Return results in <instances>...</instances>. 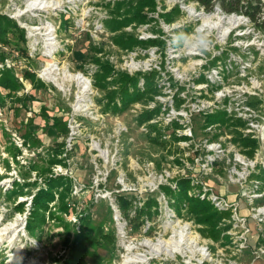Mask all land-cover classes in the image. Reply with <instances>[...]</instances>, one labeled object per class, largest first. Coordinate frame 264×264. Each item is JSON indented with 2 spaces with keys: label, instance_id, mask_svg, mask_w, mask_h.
Listing matches in <instances>:
<instances>
[{
  "label": "rangeland",
  "instance_id": "rangeland-1",
  "mask_svg": "<svg viewBox=\"0 0 264 264\" xmlns=\"http://www.w3.org/2000/svg\"><path fill=\"white\" fill-rule=\"evenodd\" d=\"M35 1L0 0V16L24 30L27 40L21 42L14 31L8 35L11 45L0 44L7 67L14 68L23 85L13 100L6 98V105H0V231L16 220L20 227L12 240L0 242L2 260L63 264L78 214H84L92 229L103 226L105 234L115 236V248L106 240L98 248L104 264H124L131 248L135 254H151L146 264H264V183L257 178L264 169V32L243 14L226 15L217 4L221 11L207 12L194 0H155L156 10L143 12L146 24L133 22L118 33H111L106 21L114 17L117 3L137 0H46L54 10L33 7ZM177 6L182 17L167 23L163 15ZM233 16L238 23L232 28L228 20ZM259 17L264 20V9ZM199 26L213 29L215 43L207 53L176 50L169 44L173 32H192ZM118 35L142 43L124 49L114 43ZM149 41L157 43L147 45ZM97 59L117 73L141 76L139 87L145 84L142 76L156 71L160 92L119 114L106 111L108 92L95 83ZM131 60L137 72L128 70ZM55 68L52 76L47 74ZM26 71L35 73L45 87L34 89L23 79ZM79 74L92 90L85 92V84L81 88ZM27 96L31 99L24 104L18 101ZM145 114L153 117L140 124ZM212 115L217 122H209ZM57 117L67 123L68 137H60L53 126ZM223 117L230 124L242 120L245 126L237 128L238 133L256 141L257 148L234 142L226 124L218 121ZM250 150L253 157L246 152ZM59 176L72 181L69 194L62 202L56 192L46 221L29 229L34 197L48 188V179ZM179 180H190L191 196L201 199L205 194L201 200L210 203H216L210 200L213 196L221 197L229 205L212 203L228 214L219 226L227 238H205L202 226L186 210L181 217L176 214L170 206L174 199L162 188L177 190ZM18 186L23 194L11 195ZM121 197L132 203L129 219ZM149 199L158 201V215L136 218V209ZM64 205L70 206L69 212ZM184 227L198 238L201 252L192 247L180 255L150 252V244L161 240L176 250ZM87 263L95 264L91 258Z\"/></svg>",
  "mask_w": 264,
  "mask_h": 264
},
{
  "label": "trees",
  "instance_id": "trees-1",
  "mask_svg": "<svg viewBox=\"0 0 264 264\" xmlns=\"http://www.w3.org/2000/svg\"><path fill=\"white\" fill-rule=\"evenodd\" d=\"M194 1L204 7L207 12H213L216 9L215 6L220 5L222 12L226 15L243 14L248 17L250 21L254 23L262 32H264V20L262 17H259L264 9L262 0ZM123 7H126L124 12H122ZM145 8L156 10L157 2L155 0H137L132 3H127L126 1L117 3L113 12L114 17L106 21L108 29L111 33H118L123 28L132 25L133 22H136L139 25L146 24L147 18L143 14ZM182 15L180 7L177 6L169 13L163 15V17L167 23L171 24L176 20H179ZM14 31H18L20 33L19 40L21 42L27 41L24 30H21L16 23L7 17L0 16V44H5L7 46L11 45L8 40V35ZM114 43L121 48L127 49L140 45L142 42L132 36L125 37V35H118L115 37ZM146 43L147 45H154L157 42L149 41ZM96 61L100 64V71L96 74V87L100 90H106L108 92L106 95L108 99L106 111L119 114L126 111L130 105L136 102H148V100H152L160 92L161 88L158 87L155 80L157 75L156 71H152L148 73V75L145 74L142 76L145 79V84L143 88H140L139 79L141 76L137 75L135 77H131L127 73H117L114 71V68L110 63H103L100 59H97ZM0 62L3 67L0 71V105L4 107L6 105V98L13 100L16 94L23 89V85L20 82L19 77H17L14 68L7 67L6 55L4 52H0ZM111 77L112 80L108 81V78ZM23 79L30 81L33 84L34 89L40 90L45 87V84L37 78V75L30 71H26L24 73ZM113 86L116 88L110 90L109 88ZM26 99H31V97L27 96L23 99H19L18 101L24 104V100ZM117 99H119L120 102L116 101ZM152 117L153 114H145L138 120L140 124H143L148 122ZM46 118L49 122V117ZM209 118L210 123L217 122L216 116L212 115ZM218 121L226 124L225 127L230 130V134L233 135L234 142L238 143L243 148L246 147L251 150L257 148L258 144L256 141L245 139L242 134H239L240 132L237 128L245 126V123L242 120H234V122L230 124L228 119L223 117ZM53 126L58 129L60 137H68L69 129L67 127V123L63 122L61 118H53ZM26 136H28V134ZM65 143L66 142L64 141L59 144V148L61 150L65 147ZM251 150L246 152L249 156L251 155V157H253ZM56 152L60 151L58 150ZM257 178L260 182L264 183V169L257 176ZM46 184L48 188L46 190L39 191V193L34 197L31 208V217L28 222L29 229L46 221V212H49L51 202L55 201L56 192L60 193V199L63 202V199L66 194H69L72 187V181L68 177L64 176L51 177L46 181ZM177 188V190H173L168 186L162 188L167 195L174 199L173 203H170V206L174 208L176 214L181 217L183 216V210H186L187 214L192 217L195 223L202 226L200 232L205 236V238L212 239L215 242H219L227 238L222 237L224 229L219 228V226L221 224V220L225 216H228V214L225 212H219L214 205L208 201L201 200L196 196H191L189 193L193 190V186L190 180H179ZM13 194H23V188L18 186L16 190L11 193V195ZM119 201L121 209H123L124 212L126 211L125 216L129 219L127 211L132 207V203L128 202L124 197H121ZM158 206L159 203L157 200L149 199L148 202L144 204V207L136 209V218L145 216L147 217V220L152 219L153 216L158 215L159 213ZM69 207L68 205L63 206L65 212H69ZM153 208L155 210H153ZM78 217L74 241L73 243L68 241L66 245L69 250V255L63 264H88L87 258L94 260L95 264H104V260L98 253V248L101 246V242L103 240L108 241L112 247L115 248V236L105 234L103 226L92 229L93 226L91 224L90 217H87L84 214H78ZM111 251H114V249ZM0 264H6V262L2 260L1 255Z\"/></svg>",
  "mask_w": 264,
  "mask_h": 264
},
{
  "label": "bare ground",
  "instance_id": "bare-ground-1",
  "mask_svg": "<svg viewBox=\"0 0 264 264\" xmlns=\"http://www.w3.org/2000/svg\"><path fill=\"white\" fill-rule=\"evenodd\" d=\"M35 4H33L32 6H41V9H45V10H48V8H50L49 6V3L46 2V0H38L37 2L35 1L34 2ZM37 8V7H36ZM53 9V8H50V10ZM59 9V8H58ZM56 9V10H58ZM54 10V9H53ZM216 17V16H214ZM208 19H211V18H208ZM228 23L231 25V27L233 28L237 23H238V20L236 18V16H233L231 17L229 20H228ZM51 29V28H50ZM49 29V30H50ZM50 32V31H49ZM51 34V32L49 33ZM47 34V35H49ZM49 38H53V36L49 37ZM55 39H56V36H55ZM54 39V40H55ZM54 68V66H51V68ZM58 69L55 68L54 70H52V72L50 71L49 73H47L48 75H51L52 76V73L53 72H56ZM69 75H72V74H69ZM80 74L77 75V77L79 78ZM47 77V76H46ZM50 77V76H49ZM48 77V78H49ZM55 77V76H54ZM73 77V75H72ZM82 78H80V85H81V88H83L84 86L82 84H85V88H84V91L88 92V89L90 88V90H92V87L89 85V82L87 81V79L84 77V76H81ZM76 78V77H75ZM71 79V78H70ZM74 79V78H73ZM50 81H55L54 78H49ZM78 80V79H77ZM71 82V81H70ZM58 84V83H57ZM91 92V91H90ZM82 93L84 94L83 90H82ZM85 106V105H84ZM82 106H80L79 109H81ZM84 108V107H83ZM18 220L15 221V223H11V225H8L7 227H3L2 230L0 231V242L5 240V238H8L10 240H12L17 233H20L19 232V225H18ZM188 229V227H184L182 228L181 230V235H180V241L179 240H176L177 244L175 245L176 250H169V243L170 242H167L166 240H161L158 242V244H150V252H154L156 254H162V255H167V253L169 254H179L180 253H185V250H187L188 248H193V249H197V252H201L200 249L202 248H199L198 247V238H193L192 236H190L186 230ZM10 235V237H9ZM192 237V238H191ZM7 240V239H6ZM149 242V240H146L142 245L141 247L144 248L147 246V243ZM171 246V245H170ZM135 250V248H134ZM131 256H129V258H127L125 261H124V264H146V263H149L152 258L150 257L151 254H135L133 252V249L131 248Z\"/></svg>",
  "mask_w": 264,
  "mask_h": 264
},
{
  "label": "clouds",
  "instance_id": "clouds-1",
  "mask_svg": "<svg viewBox=\"0 0 264 264\" xmlns=\"http://www.w3.org/2000/svg\"><path fill=\"white\" fill-rule=\"evenodd\" d=\"M169 44L176 50H192L198 53H207L213 47L215 40L213 29L210 26H199L192 32L178 30L168 38Z\"/></svg>",
  "mask_w": 264,
  "mask_h": 264
},
{
  "label": "built area",
  "instance_id": "built-area-1",
  "mask_svg": "<svg viewBox=\"0 0 264 264\" xmlns=\"http://www.w3.org/2000/svg\"><path fill=\"white\" fill-rule=\"evenodd\" d=\"M215 10H216V11H220L219 8H216ZM137 55H138V54H137L136 52H135V53H131L130 59L132 58V56H135V57H136ZM125 59H126V58H125ZM125 61L127 62V59H126ZM131 61H132V63L127 64V68H128V70H129L130 72H137L139 69H138V67L135 65V61H134V60H131ZM80 76H83V75L80 74ZM86 79H87V78H86ZM87 81H88V79H87ZM88 82H89V81H88ZM89 85L91 86V83H90V82H89ZM91 87H92V86H91ZM140 87L143 88V87H144V84L141 83ZM167 106H168V105H167ZM167 106H166V107H167ZM169 106H170V105H169ZM166 111H169L168 108H166V109L164 110V112H166ZM170 112H171V111H170ZM167 117L170 118V117H171V114L168 113V114H167ZM248 165H250V163L247 164V166H248ZM207 168H208V164H207L206 169H207ZM210 169H211V167H210ZM208 190H209V189L204 188V189H203V192H207ZM204 195H205V194H203V195L201 196V199L204 198ZM210 200L216 202V203H213V202H212L215 206H216V205H218V206H222V205H223V206H227V207H229V205H227L226 202H225V201L223 200V198H221V197L219 198V197L213 196V198H211ZM227 203H228V202H227ZM232 206H233V207L237 206V203L232 204ZM216 207H217V206H216ZM234 209L237 210V207H235Z\"/></svg>",
  "mask_w": 264,
  "mask_h": 264
}]
</instances>
